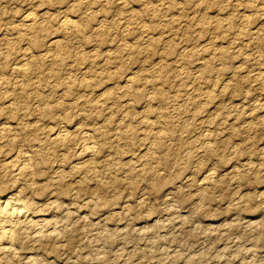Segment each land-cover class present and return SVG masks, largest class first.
I'll return each mask as SVG.
<instances>
[{
    "label": "clouds",
    "instance_id": "9594fccd",
    "mask_svg": "<svg viewBox=\"0 0 264 264\" xmlns=\"http://www.w3.org/2000/svg\"><path fill=\"white\" fill-rule=\"evenodd\" d=\"M0 264H264V0H0Z\"/></svg>",
    "mask_w": 264,
    "mask_h": 264
},
{
    "label": "rangeland",
    "instance_id": "374dc122",
    "mask_svg": "<svg viewBox=\"0 0 264 264\" xmlns=\"http://www.w3.org/2000/svg\"><path fill=\"white\" fill-rule=\"evenodd\" d=\"M67 19V18H66ZM130 79H131V77H130ZM231 80H226V81H224V84H223V86L221 87V89H220V91L221 92H223L224 91V89L229 85V84H231ZM108 91H110V89L108 90ZM235 93H233V95H234ZM228 105H226V104H224V105H218L217 106V109L219 110V109H222V108H225V107H227ZM219 114V111H217V115ZM229 175V173L228 172H225L224 173V176H228Z\"/></svg>",
    "mask_w": 264,
    "mask_h": 264
}]
</instances>
